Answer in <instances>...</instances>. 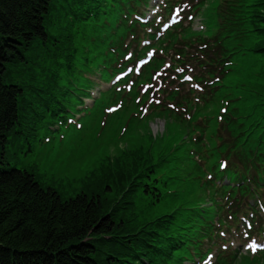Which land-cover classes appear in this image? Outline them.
<instances>
[{
  "label": "trees",
  "instance_id": "1",
  "mask_svg": "<svg viewBox=\"0 0 264 264\" xmlns=\"http://www.w3.org/2000/svg\"><path fill=\"white\" fill-rule=\"evenodd\" d=\"M57 1L65 9L78 3L0 0V264H135L147 253L144 233L117 208L109 211L111 203L96 194L63 201L29 173L7 167V136L20 125L18 84L53 96L54 87L39 81L45 57L51 51L52 65L73 57V40L55 41L46 28Z\"/></svg>",
  "mask_w": 264,
  "mask_h": 264
},
{
  "label": "rangeland",
  "instance_id": "2",
  "mask_svg": "<svg viewBox=\"0 0 264 264\" xmlns=\"http://www.w3.org/2000/svg\"><path fill=\"white\" fill-rule=\"evenodd\" d=\"M216 0H213L212 2H208L206 5V8L200 9V20L201 25L204 27V16L207 13H211L212 7L215 5ZM51 16H53L51 14ZM56 25H58L56 23ZM55 25V26H56ZM46 28L48 30V33L51 38H56V30L50 26L48 23L46 25ZM103 78H98L95 80L99 84L102 85L103 89H107L105 86V83H102ZM106 87V88H105ZM99 90H103L101 88H98ZM94 115L93 111H86L83 112L81 117L88 118ZM82 118L81 120H77V127H81L85 124V120ZM102 124V120H92L89 123V126L87 130L84 132L86 136L82 137L86 140V138H89L90 134L94 131V129H98ZM106 124H104L105 126ZM75 126H66L64 125L60 133H53L50 135V139L47 141V143L43 145L39 143L33 144V151L27 152V146L24 145L22 148L17 147L16 151L17 153H13V156L10 158V163L12 166L18 167L20 169H29L31 170L35 175H37L40 179V181L46 185H51L56 190H58L65 198L73 197L74 193L73 190L70 188V182L73 179H79L82 176L79 168H82L83 172L93 170L94 168H91L86 163L89 161L92 155L95 153L92 151V153H79L78 154V146L82 145L84 142L80 141L81 135L74 136L73 138H70L71 135L74 134ZM107 129H110L111 126L108 124L106 125ZM129 129H133L136 132L139 131V127L135 126L133 124H128L127 126ZM145 130L146 134L144 135V144H146V135L147 139L149 138L148 132L146 128H140ZM204 137L203 139H206ZM93 143L95 146H97V141L93 140ZM130 143V142H129ZM150 140V144H151ZM88 144L84 145L83 150H86ZM105 154H111L112 152L114 155H118L120 153L119 149L120 147L115 148H109V146L104 147ZM81 152V150H80ZM99 155L98 153H96ZM86 160L84 163L83 161ZM83 162V163H82ZM96 164V163H95ZM71 171L72 174L71 177L69 175H63V172ZM193 192L195 190H192ZM145 216H150L145 214ZM148 220V218L146 219ZM244 264H264V253L257 258H248L245 260Z\"/></svg>",
  "mask_w": 264,
  "mask_h": 264
},
{
  "label": "snow or ice",
  "instance_id": "3",
  "mask_svg": "<svg viewBox=\"0 0 264 264\" xmlns=\"http://www.w3.org/2000/svg\"><path fill=\"white\" fill-rule=\"evenodd\" d=\"M187 18H188L189 20H192V19H193L192 16H188ZM129 55H131V54H129ZM148 55H149V56H152V53H148ZM126 59H127V57H126ZM141 63H144V62L141 61ZM180 71H182V69H181ZM159 75H160L159 73H155V74L153 75V80H155L156 77L159 76ZM184 79H185V80H191V77H190V76H186ZM151 87H152L151 85H148V86H146V87H142V88H141V91H146L148 88H151ZM196 87L199 88L200 86H199V85H196ZM200 90L203 91V89H200ZM157 91H159V89H157ZM137 102H139V101H137ZM156 103H160V100L157 99V100H156ZM121 107H122V105H121ZM170 107L175 108V105H170ZM116 110H117V108H108V109H107V111L110 112V113H111V112H114V111H116ZM141 111H142V112H146V111H147V108L141 109ZM177 111H179V110L177 109ZM223 111H226V109L221 108V112H223ZM225 166H226V165H225L224 163H221V164H220V168H224ZM221 235H224V233H221ZM247 235H248V233H247V232H244V236H247ZM225 247H227V246L225 245ZM258 247H264V245L257 244V243L253 240L251 243L245 242V244L242 246V249L245 250V251H247V250L250 249L252 252H256Z\"/></svg>",
  "mask_w": 264,
  "mask_h": 264
}]
</instances>
